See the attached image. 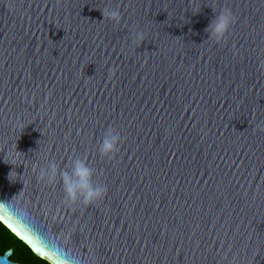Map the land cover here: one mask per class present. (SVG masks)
I'll use <instances>...</instances> for the list:
<instances>
[{"label": "water", "instance_id": "obj_1", "mask_svg": "<svg viewBox=\"0 0 264 264\" xmlns=\"http://www.w3.org/2000/svg\"><path fill=\"white\" fill-rule=\"evenodd\" d=\"M74 157L102 200L40 178ZM0 222L49 264H264V0H0Z\"/></svg>", "mask_w": 264, "mask_h": 264}, {"label": "clouds", "instance_id": "obj_2", "mask_svg": "<svg viewBox=\"0 0 264 264\" xmlns=\"http://www.w3.org/2000/svg\"><path fill=\"white\" fill-rule=\"evenodd\" d=\"M104 15L115 23L120 22V13L117 10H106ZM233 23L230 10L224 9L209 23L206 31L210 39L216 43L224 40ZM137 40H142L140 33L136 34ZM119 135L112 129L106 130L100 141L99 152L101 156L111 157L117 150ZM70 170L59 171L55 163L49 162L47 168H41L40 178L49 183L55 182L58 175L62 182L66 202L75 204L81 201L85 205L93 204L104 198L106 189L104 186L93 183V169L88 163L79 157L69 158Z\"/></svg>", "mask_w": 264, "mask_h": 264}, {"label": "trees", "instance_id": "obj_3", "mask_svg": "<svg viewBox=\"0 0 264 264\" xmlns=\"http://www.w3.org/2000/svg\"><path fill=\"white\" fill-rule=\"evenodd\" d=\"M12 250L11 260L21 264H49L37 257L30 248L19 240L0 222V254Z\"/></svg>", "mask_w": 264, "mask_h": 264}]
</instances>
